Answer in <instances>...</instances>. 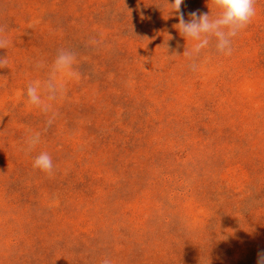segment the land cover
I'll list each match as a JSON object with an SVG mask.
<instances>
[{
  "label": "rangeland",
  "instance_id": "rangeland-1",
  "mask_svg": "<svg viewBox=\"0 0 264 264\" xmlns=\"http://www.w3.org/2000/svg\"><path fill=\"white\" fill-rule=\"evenodd\" d=\"M255 8L233 54L213 41L193 72L183 55L193 42L165 0H0L11 42L0 49L9 61L0 69V264H41L24 231L54 230L43 215L79 234L150 230L152 216L172 230H217L221 218L236 236L224 243L233 262L257 264L264 244L241 234L264 216V0ZM197 10L216 13L207 0H184L186 20ZM60 50L75 54L79 77L66 78L48 127L26 89L47 79ZM36 132L40 143L26 151ZM41 152L51 176L33 168Z\"/></svg>",
  "mask_w": 264,
  "mask_h": 264
},
{
  "label": "trees",
  "instance_id": "trees-1",
  "mask_svg": "<svg viewBox=\"0 0 264 264\" xmlns=\"http://www.w3.org/2000/svg\"><path fill=\"white\" fill-rule=\"evenodd\" d=\"M138 193L139 190L134 191L135 196ZM108 196L104 195L105 204L116 205ZM126 199L128 204L133 197ZM45 219L48 227L53 225L54 230L24 231L27 239L33 241L29 248L34 246L41 255V264H102L105 258L112 264H237L231 258V248L224 244L228 241L233 244L236 236H227L229 222L221 218L216 219L217 230H172L170 223L166 226L160 217L152 216L150 230H91L83 234L73 227L67 230L68 223L63 224L57 216L40 218L44 222ZM130 221L128 217L126 223ZM245 232L247 245L262 247L264 216H256L248 228L243 226L241 234ZM3 260L7 259L0 261ZM34 262L30 259L28 264Z\"/></svg>",
  "mask_w": 264,
  "mask_h": 264
},
{
  "label": "clouds",
  "instance_id": "clouds-1",
  "mask_svg": "<svg viewBox=\"0 0 264 264\" xmlns=\"http://www.w3.org/2000/svg\"><path fill=\"white\" fill-rule=\"evenodd\" d=\"M170 7V16H175L178 23L174 27L186 40L192 41L190 48L185 49L183 55L190 61L188 67L191 71L198 70L196 62L203 50L209 48L214 41L216 52L224 56L233 54V39L247 28L256 15V0H207L216 10L215 15L200 13L198 10L190 12L189 19H185L182 11L184 0H165ZM4 28L0 26V49H5L11 43L4 36ZM9 61L6 56H0V69L7 67ZM76 56L71 51L60 50L52 62L47 79L43 82L37 80L30 83L26 89L28 104L35 106L42 113L48 115L46 124L51 127L58 113L54 110V102L66 94L67 79L78 78L74 65ZM36 67H44L38 62ZM67 78V79H66ZM40 143V133L31 134L27 140L26 151H31ZM33 168L39 169L49 176L54 174V164L47 152H41L33 161ZM102 264H112L105 258ZM257 264H264V251L258 253Z\"/></svg>",
  "mask_w": 264,
  "mask_h": 264
}]
</instances>
